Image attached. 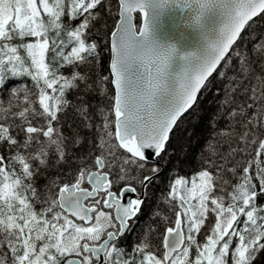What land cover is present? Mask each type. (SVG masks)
Returning <instances> with one entry per match:
<instances>
[{"label":"snow or ice","instance_id":"obj_1","mask_svg":"<svg viewBox=\"0 0 264 264\" xmlns=\"http://www.w3.org/2000/svg\"><path fill=\"white\" fill-rule=\"evenodd\" d=\"M0 264H264V0H0Z\"/></svg>","mask_w":264,"mask_h":264},{"label":"trees","instance_id":"obj_2","mask_svg":"<svg viewBox=\"0 0 264 264\" xmlns=\"http://www.w3.org/2000/svg\"><path fill=\"white\" fill-rule=\"evenodd\" d=\"M202 100L203 101L199 103V110L195 116L198 119L194 121L190 118L187 125L191 135L190 137L185 136V143L187 144L188 151L196 154V157L192 160L193 166L196 164V158H198L199 153L202 150H207V144L205 141L207 140L211 143L210 129L207 127V116L215 108V97L209 95Z\"/></svg>","mask_w":264,"mask_h":264},{"label":"water","instance_id":"obj_3","mask_svg":"<svg viewBox=\"0 0 264 264\" xmlns=\"http://www.w3.org/2000/svg\"><path fill=\"white\" fill-rule=\"evenodd\" d=\"M159 39L162 43L174 42L180 51H187L193 49L199 42V35L191 29H176L166 28L163 30ZM134 196V194H131Z\"/></svg>","mask_w":264,"mask_h":264},{"label":"rangeland","instance_id":"obj_4","mask_svg":"<svg viewBox=\"0 0 264 264\" xmlns=\"http://www.w3.org/2000/svg\"><path fill=\"white\" fill-rule=\"evenodd\" d=\"M206 97H207V96L202 97V98L200 99V103H201V101H203L202 99H205ZM196 114H197V113H195L194 116H196Z\"/></svg>","mask_w":264,"mask_h":264},{"label":"flooded vegetation","instance_id":"obj_5","mask_svg":"<svg viewBox=\"0 0 264 264\" xmlns=\"http://www.w3.org/2000/svg\"><path fill=\"white\" fill-rule=\"evenodd\" d=\"M135 195V194H134Z\"/></svg>","mask_w":264,"mask_h":264}]
</instances>
